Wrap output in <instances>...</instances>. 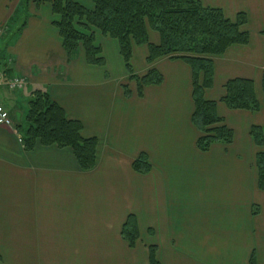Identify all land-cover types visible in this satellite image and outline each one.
I'll return each instance as SVG.
<instances>
[{
    "label": "crops",
    "instance_id": "1",
    "mask_svg": "<svg viewBox=\"0 0 264 264\" xmlns=\"http://www.w3.org/2000/svg\"><path fill=\"white\" fill-rule=\"evenodd\" d=\"M198 1L230 21L244 14L241 30L249 38L211 57L214 75L204 99L217 102L233 141L207 152L196 148L187 64L170 57L148 64L147 46H133L132 70H155L162 83L146 86L141 97L129 90L126 98L125 80L109 70L110 59L124 69L116 41L93 35L101 67L87 64L81 47L68 60L49 2L29 1V15L16 28L22 0H0V35H7L0 40V71L24 81L19 92L0 85L11 120L0 126V264H149L150 247L159 264H249L252 255L264 264V190L257 187L258 150L250 137L252 127L264 131V0ZM147 35L159 44L155 32ZM233 79L252 81L259 111L219 102ZM35 91L78 121L82 138L96 140L92 169H80L70 148L24 150L16 127ZM140 154L150 166L145 175L132 169ZM129 216L138 228L132 248L121 236Z\"/></svg>",
    "mask_w": 264,
    "mask_h": 264
},
{
    "label": "trees",
    "instance_id": "2",
    "mask_svg": "<svg viewBox=\"0 0 264 264\" xmlns=\"http://www.w3.org/2000/svg\"><path fill=\"white\" fill-rule=\"evenodd\" d=\"M40 1L49 2L52 14L58 18L54 26L68 60L81 47L87 64L100 67L104 65L91 30L116 41L128 81L135 83L138 97L142 96L146 86L161 84L162 76L155 70H149L140 77L134 75L130 63L133 46H147L148 64L161 57H170L187 64L191 72V122L200 133L196 148L200 152H207L213 144L232 143L233 132L217 115V102L206 101L204 91L212 86L214 72L211 57L222 55L230 46L248 43V34L241 30L246 22L244 14H238L235 21H230L221 10L205 8L198 0H90L91 10L72 0ZM147 30L158 35V45L149 43ZM122 89L124 96L128 98L129 89L127 86ZM224 91L219 102L229 110L251 113L259 111L260 105L252 81L229 80L224 85ZM262 103L264 107V77ZM16 130L21 136L25 151H32L38 144L70 148L80 169L87 171L95 165L96 140L82 138L81 124L68 120L64 111L46 93H32L24 125H18ZM250 137L258 150L255 155L257 187L263 191L264 131L259 127H252ZM132 169L141 175L150 171L144 154H140L132 163ZM121 236L130 248L134 247L138 240V228L131 216L123 225ZM154 254L155 248L150 247L149 264H159ZM249 264H255L253 255Z\"/></svg>",
    "mask_w": 264,
    "mask_h": 264
},
{
    "label": "rangeland",
    "instance_id": "3",
    "mask_svg": "<svg viewBox=\"0 0 264 264\" xmlns=\"http://www.w3.org/2000/svg\"><path fill=\"white\" fill-rule=\"evenodd\" d=\"M29 1H35V0H22L21 7L16 11V15L13 17V20L17 21L15 23L14 27H16V28L20 27L23 24L24 20L28 17L29 13L27 11V3ZM74 1L78 2L79 5L84 6L87 9H90V10L92 9V3L90 0H74ZM41 11H42V9H41ZM77 30H79L80 32L82 31L84 34H88V32L83 31L82 29L77 28ZM91 31H93V34H95L97 32L95 30H91ZM13 32H14V30H13ZM10 36L11 35H9V37ZM3 38H5L4 40H7V35L6 34L4 36L0 35V40H2ZM109 61L111 63L110 68H109V70L111 71L110 74L114 75V77H117L116 79H119L120 83L123 80H125L124 84L127 85V88L129 90L136 91L135 83L133 81H128V76L125 74L123 66L120 67V65L116 64L114 60L110 59ZM138 71L137 70H135V72L133 71L134 75H136L138 77L142 76L143 74H139ZM27 110H28V106L25 104L23 106V110H22L23 111L22 115H24V117H25ZM24 117L22 118V122H21V124H23V125H24Z\"/></svg>",
    "mask_w": 264,
    "mask_h": 264
},
{
    "label": "built area",
    "instance_id": "4",
    "mask_svg": "<svg viewBox=\"0 0 264 264\" xmlns=\"http://www.w3.org/2000/svg\"><path fill=\"white\" fill-rule=\"evenodd\" d=\"M0 85L7 87L9 92H19L23 89L24 81L17 76L7 77L4 70L0 71ZM11 120L8 113L0 104V126L9 127Z\"/></svg>",
    "mask_w": 264,
    "mask_h": 264
}]
</instances>
